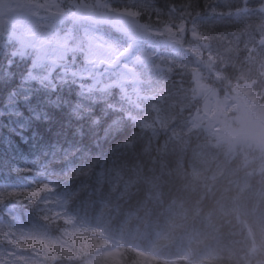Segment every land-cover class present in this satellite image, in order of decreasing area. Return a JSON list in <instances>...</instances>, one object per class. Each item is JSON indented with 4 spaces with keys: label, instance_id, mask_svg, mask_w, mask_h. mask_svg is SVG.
<instances>
[{
    "label": "trees",
    "instance_id": "1",
    "mask_svg": "<svg viewBox=\"0 0 264 264\" xmlns=\"http://www.w3.org/2000/svg\"><path fill=\"white\" fill-rule=\"evenodd\" d=\"M51 1L55 7L51 6L49 10L58 12L59 10L71 12L75 6L82 4L104 6L117 14L120 13L122 17H124L122 13L130 16L131 26H134L126 28L120 24L115 26L110 24V26L101 25L99 28L93 22L90 26L76 25L67 32L74 31L80 34L91 29L95 37L102 36L104 40H110L105 42L118 47L123 44L125 38L128 40L132 38L131 36L135 37V34L136 38H149L150 32L164 34L170 30L178 33L183 31V44L192 45V48L199 52L196 59L191 55H187L186 58L180 47L164 48L166 56L171 57L170 49L174 51L172 56L175 60L182 58L181 69L168 73L167 70L162 69L159 72L160 79L157 80V88L154 90L158 114L152 115V111L145 115L148 108L145 106L142 114L147 119L146 123L132 125V130L125 131L123 137L125 141L124 143L123 139L121 141L125 145L124 149L106 166L119 175L114 187L109 186L111 175L103 169L95 171V184L98 189L94 191L95 194L109 192L108 200L97 219L121 234L138 236L143 235L145 230L151 233L153 229L147 228L146 223H133L130 218H125L128 213H133L136 217L143 216L150 219L149 223L160 228L167 239L168 236L173 235L174 227L167 224L166 220L173 219L170 216H174L177 224H181L184 219L182 226L186 229L190 223L195 222L198 225L196 229L201 232L197 237L203 240L212 238L210 244L212 246L213 236L220 232L216 224L218 220L221 221L219 217L222 216V212L219 211L217 215V211L224 204L225 195L230 194L229 206L232 213L238 217L236 220L243 224L242 228L246 233L251 231V235L242 242L228 241L224 236L225 243L215 246L214 257L204 264H264V230L260 227V223L264 224V218H260V215H264V178L261 170L258 176L257 173L252 172L253 167L248 165L243 168L233 162L235 159L236 163L240 164L237 160L238 157H242L246 162L261 160L264 163V154L261 152L263 143L258 141L259 145H254L253 149H247L245 152L234 150L235 153L232 154L226 150L227 153L216 146V141L208 136L207 130L202 126L198 128L190 120L196 114L199 105L197 102H201L202 95L199 90L201 87L204 94H207L205 90L216 89L221 95L224 91H229L232 85L245 87L248 93L264 105V36L262 34L264 0ZM76 12L80 15L79 9ZM252 12H255L259 19L250 18ZM62 32L57 31L52 37L58 39ZM67 32L65 35H69ZM74 41H77V38L74 37ZM195 44H198L199 48ZM130 48L126 54H129ZM152 49L153 47H149V50ZM11 51L12 54L9 50L0 51V63L11 59L19 67H25L26 61L18 55L26 56V53L16 54ZM140 73L143 72H134L136 75ZM61 76L83 83L75 74L72 76V73ZM104 95L114 99L117 104L120 103V107H132L136 111H141L138 107L142 108L144 104L142 101H137V98L135 102H123L117 89H111L110 92L104 90ZM124 121L127 126L129 122L125 119ZM139 142L143 146L139 145ZM198 146L199 154L190 157L189 148ZM170 151H176L180 155L169 156ZM163 153L165 157L161 155ZM132 167L134 171L130 172ZM37 169L41 172L43 182L51 189V199L64 200L66 214L64 211L55 212L52 220L55 223L54 229L45 227L53 238L62 244L59 243L56 247L47 242L41 241L37 244L32 240L23 239L21 246L23 253H7L6 249L2 250L0 264H70L72 255L80 253L79 249L81 251L86 249L83 241L75 240L69 231L75 228L72 222L73 216L89 215L87 204L81 195L86 193L83 184L86 181L85 175L90 169L81 166L66 167L54 158L32 157L27 152L21 154L0 152V186L10 185L18 182L19 179L35 180ZM127 172L126 178L129 182L136 186L140 183L144 184L141 189L136 188L134 192L126 191L120 179ZM239 188L244 189L243 194ZM233 192H239L241 196L237 197V193L233 194ZM27 196L29 204L23 200L19 204L30 215L36 217V212L42 210L41 204L35 203L34 194ZM7 198L4 197L5 201L0 209L9 206ZM14 198L19 199L18 195H14ZM111 202L113 206L110 205L111 208L108 210ZM138 204L143 206L139 208ZM161 206L172 209L170 216L165 215L159 219L162 214L159 211ZM261 207L263 210L260 211ZM228 216L234 220L233 217ZM178 217L182 221L178 220ZM207 221L211 222L209 228L205 231L201 230L202 224ZM13 222L12 219L7 221L2 219L0 227ZM140 224L142 227L139 226ZM253 242L258 246L257 251L253 249L254 252L250 246ZM68 244L66 251L69 252L66 254L68 260H64L66 252L57 248ZM170 244L173 243L165 242L166 246ZM54 254H58L57 259H53ZM128 256L129 252L122 250L120 263L111 264H130L127 260Z\"/></svg>",
    "mask_w": 264,
    "mask_h": 264
},
{
    "label": "rangeland",
    "instance_id": "2",
    "mask_svg": "<svg viewBox=\"0 0 264 264\" xmlns=\"http://www.w3.org/2000/svg\"><path fill=\"white\" fill-rule=\"evenodd\" d=\"M49 3L0 0V48L10 46L25 52L26 56H18L28 60L35 70L34 73L51 75L56 68L64 72L76 70L74 74L86 82L85 90L97 92L108 87L104 84L100 88L102 77H106L108 81L112 76H118L120 80L127 78V94L140 98L142 93L137 91V75L134 72L139 67L149 68L153 63L152 58L142 51L141 46L163 40L165 45L180 47L195 59L199 54L192 45L183 44V31L178 33L170 30L164 34L150 32V39L136 38V34L135 37L131 36L132 38H128V45L135 46L137 53L133 51L124 57L123 52L115 45L105 42L110 40H104L102 36L95 37L91 29L87 28L88 30L80 34L67 31L76 25L90 26L93 22L99 28L101 25L110 24L133 28L130 16L122 13V17L120 13L117 14L104 6L84 4L75 6L71 12L50 11ZM78 9L80 15L76 12ZM60 30L63 31L61 35L59 33L60 37L53 38L52 35ZM65 32L69 35H65ZM74 37L77 41H74ZM195 46L199 48L198 44ZM174 67L177 65L162 64L156 68L170 71ZM133 82L136 86H133ZM229 89L221 95L216 89L205 90L207 94H204L202 87L199 88L201 102H197L199 105L196 114L190 120L198 128L202 126L207 130L208 136L223 145L229 153H235L234 150L245 152L247 149H253L254 145H259L258 141H261V152L264 154V105L248 93L245 87L232 85ZM221 96L224 98H220ZM260 162L264 166L261 160ZM112 252L106 253L108 260L118 261L114 254L116 251Z\"/></svg>",
    "mask_w": 264,
    "mask_h": 264
},
{
    "label": "snow or ice",
    "instance_id": "3",
    "mask_svg": "<svg viewBox=\"0 0 264 264\" xmlns=\"http://www.w3.org/2000/svg\"><path fill=\"white\" fill-rule=\"evenodd\" d=\"M60 75L0 63V152L105 169L125 145L116 101Z\"/></svg>",
    "mask_w": 264,
    "mask_h": 264
},
{
    "label": "bare ground",
    "instance_id": "4",
    "mask_svg": "<svg viewBox=\"0 0 264 264\" xmlns=\"http://www.w3.org/2000/svg\"><path fill=\"white\" fill-rule=\"evenodd\" d=\"M250 18L252 19H259L257 14L255 12H252L249 15ZM263 36H264V31L262 32ZM26 65H29L28 62H25ZM117 108L121 111L122 116L125 120H127L129 122V124L126 126V130H132L133 126L135 125L137 126L138 124H143L146 123V118H144V116H142L140 114L139 111H136L135 108L132 107H127V106H123L120 107V103H116ZM158 136V135H157ZM161 137V136H158ZM124 139H123V143H124ZM217 147L222 148L224 151H226L225 148H223V145L218 144L217 142L215 143ZM139 145L143 146L142 144ZM189 152L188 155L190 157H196L199 152V146L198 147H193V148H189ZM227 152V151H226ZM169 156H173L176 157L178 155H180V153L176 152V151H170ZM163 157H165L166 155L163 153L161 154ZM233 157V156H232ZM232 157H230L232 159ZM229 158V159H230ZM234 164L239 165V166H250L253 167L252 172L253 173H257L259 176L260 170L262 173V176L264 178V168H261V162L258 160H251V161H247L245 159H242V157H238L237 162H239L240 164H237L235 159L233 160ZM249 162V163H248ZM259 162V163H258ZM244 163V164H243ZM121 167V166H120ZM112 170V169H111ZM111 170H109V168H105L103 169V171L107 172L109 175L112 176L111 181L109 183L110 187H114L115 183L118 181L119 179V175L118 173H114ZM96 170L90 169L89 172L85 175L86 181L83 184V190L86 193H82V198L83 200L86 202L87 204V208L88 211L87 213L94 219L96 220L99 217L100 211L102 209V207L105 205V203L108 200V194L109 192L107 191L105 194L100 193L98 195L95 194L94 191H97V185L95 184V173ZM134 169L133 167L131 168L130 172H133ZM128 175V172L126 174H124L123 178L120 179L121 184L125 187L127 192H134L135 189H141V187L144 185L143 183H140V185L136 186L133 183L129 182L126 178V176ZM145 176V175H144ZM256 176V175H255ZM250 181H253L252 179H249ZM36 180H27V178L25 180L22 181V183H20L21 188H23L26 191H29V193L37 195V196H41V194L39 193L38 189H36ZM118 184H116L117 187ZM38 188V186H37ZM41 189V188H40ZM81 189V188H79ZM110 191V189H108ZM239 191L243 194L244 189L239 188ZM111 192V191H110ZM237 193V197H240L241 194L239 192H233ZM51 194V191L49 193V195ZM129 195L132 193H128ZM57 198V196H56ZM9 201H13L14 198L13 197H8L7 198ZM5 200H3L0 197V206L4 203ZM28 204H29V199L25 200ZM230 203V194H226L224 197V204L222 206L219 207V210L217 211V215L220 212H222V216L219 217L220 220L217 221L216 227L220 230V232H218L216 235L213 236V245L211 246L210 244L211 239L212 238H207V240H203L198 238L197 236L201 235V232L199 230L196 229V226H198L195 222L193 224L190 223V226L188 227V229H186V227H183L182 224L185 222L184 219L182 221V219H180V217H178V220H181L182 223L181 224H177L175 221L174 216H170V214L172 213V209L166 207V206H161L160 207V212L162 213L159 217V219L165 217L166 216H170L173 217V219H168L166 220V223L169 225H172L173 228V235L172 236H168V238H165V235L163 234V232H159V235H155L154 232L152 231L150 233V240H147L146 243L150 246H154L155 249L160 252L162 249L166 248L165 242H171L174 243L176 246H178L181 249H185L188 250L189 252H192L195 255V260L193 264H204L205 262H207L208 259H210L211 257H214L215 253H214V248H216L215 246L217 245H221L225 243V238L224 236L228 239V241H235V242H242L245 238H247L248 236L251 235V231H248L247 233L245 232V230L242 228L243 224L240 223L238 220V217L232 213V210L229 206ZM113 206V202H111L108 206V210L111 208L110 207ZM139 208H141V206L143 205H139ZM259 210H263V208H259ZM230 215L231 217L234 218V220L230 219V217L228 216ZM31 219L36 220L41 226L43 227H51L54 229L55 223H53V221L48 217V215L43 211V210H38L36 212V217L35 216H31ZM260 218H264V215H260ZM206 218L204 217V220ZM190 218H187V222L189 223ZM193 222V221H192ZM210 221H207L205 223L202 224L201 230L205 231L206 229L209 228L210 226ZM140 227H142V225H139ZM260 227L264 230V224L260 223ZM109 231V230H107ZM142 235H138L134 238V242L132 243L134 246H136V248H138L139 250H144L143 246L139 245L141 244L143 241ZM251 250L253 251V249L255 251L258 250V246L253 242L251 243ZM116 249V246L111 245L109 247L110 251H113ZM91 252V248H86L84 249V253L85 254H89ZM254 252V251H253ZM250 252V253H253ZM107 254H104V259L102 260L101 264H110L108 257L106 256ZM186 254H183V256H185ZM53 259H57L58 258V254H54ZM73 257V256H72ZM64 260H68L67 256L65 254V259ZM165 264H177V260L178 258H171L170 260H165ZM182 260V259H181ZM183 262V261H182Z\"/></svg>",
    "mask_w": 264,
    "mask_h": 264
}]
</instances>
